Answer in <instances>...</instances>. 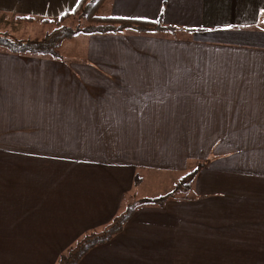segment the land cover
<instances>
[{"label":"crops","instance_id":"0c3cea01","mask_svg":"<svg viewBox=\"0 0 264 264\" xmlns=\"http://www.w3.org/2000/svg\"><path fill=\"white\" fill-rule=\"evenodd\" d=\"M79 1L0 0V28ZM104 15L180 29L85 34L59 59L0 47V264H55L136 203L78 264H264V0H108ZM197 167L183 195L138 204L156 197L137 192L141 168Z\"/></svg>","mask_w":264,"mask_h":264},{"label":"trees","instance_id":"16d2710c","mask_svg":"<svg viewBox=\"0 0 264 264\" xmlns=\"http://www.w3.org/2000/svg\"><path fill=\"white\" fill-rule=\"evenodd\" d=\"M108 0H80L76 7L60 15L61 22L76 16L80 21L77 26L62 24L47 32L42 39L31 40L16 38L7 32H0V47L13 53H31L52 58H62L60 48L63 42L73 38L77 34L119 33L127 29L138 33H164L176 34L180 29L174 25H166L161 21H147L140 19L119 18L110 15H100L99 11ZM19 20H30L33 16L16 17ZM199 168L188 172L181 180V185L189 187L196 177ZM142 181L140 175L136 176L135 184ZM175 192H169L162 196L144 197L138 200V204L164 205L173 198ZM137 203L118 213L114 218L99 229L87 231L79 237L66 251L60 253L55 264H78L82 257L94 246L111 240L120 233L126 222L134 214Z\"/></svg>","mask_w":264,"mask_h":264},{"label":"rangeland","instance_id":"374dc122","mask_svg":"<svg viewBox=\"0 0 264 264\" xmlns=\"http://www.w3.org/2000/svg\"><path fill=\"white\" fill-rule=\"evenodd\" d=\"M107 12V2L99 11L100 15H104ZM17 19V18H16ZM19 20V19H17ZM19 21H30V20H19ZM79 19L76 16L73 18L66 19V21L61 22L58 20H52L45 23H33L24 26V28L17 29H4L0 28V32H7L10 35L16 38H24L31 40L42 39L45 34L54 28L62 25L68 24L72 26H77L79 23ZM16 30V31H15ZM85 34H78L72 39H69L64 42L63 48L61 51L63 53L71 51L74 49V44L81 41V39L85 38ZM186 171H169L166 169H145L141 168L139 170V175L142 178L141 185L137 187V192L139 195L143 196H162L169 192H176L178 195L184 194V186L181 185V180L186 175ZM139 185V184H138Z\"/></svg>","mask_w":264,"mask_h":264}]
</instances>
